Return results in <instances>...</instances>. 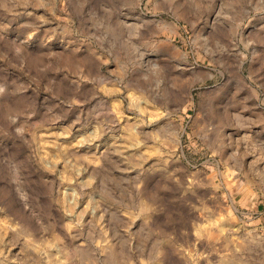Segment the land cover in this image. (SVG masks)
<instances>
[{
    "label": "rangeland",
    "instance_id": "rangeland-1",
    "mask_svg": "<svg viewBox=\"0 0 264 264\" xmlns=\"http://www.w3.org/2000/svg\"><path fill=\"white\" fill-rule=\"evenodd\" d=\"M0 264H264V0H0Z\"/></svg>",
    "mask_w": 264,
    "mask_h": 264
}]
</instances>
